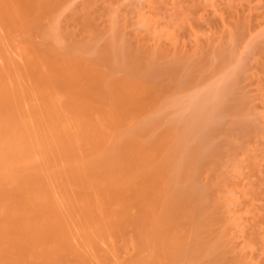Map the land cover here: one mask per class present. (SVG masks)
Returning a JSON list of instances; mask_svg holds the SVG:
<instances>
[{
    "label": "bare ground",
    "instance_id": "bare-ground-1",
    "mask_svg": "<svg viewBox=\"0 0 264 264\" xmlns=\"http://www.w3.org/2000/svg\"><path fill=\"white\" fill-rule=\"evenodd\" d=\"M64 1L0 0V264H253L202 180L231 78L183 98L158 52L66 39Z\"/></svg>",
    "mask_w": 264,
    "mask_h": 264
},
{
    "label": "rangeland",
    "instance_id": "rangeland-1",
    "mask_svg": "<svg viewBox=\"0 0 264 264\" xmlns=\"http://www.w3.org/2000/svg\"><path fill=\"white\" fill-rule=\"evenodd\" d=\"M58 14L66 39L88 42L90 19L98 46L113 36L128 51L158 52L156 65L176 66L168 79L180 82L174 91L183 98L231 78L206 136L217 151L203 164L202 180L210 196L229 197L232 214L243 218L235 221L239 241L228 261L238 251L264 264V0H65Z\"/></svg>",
    "mask_w": 264,
    "mask_h": 264
}]
</instances>
